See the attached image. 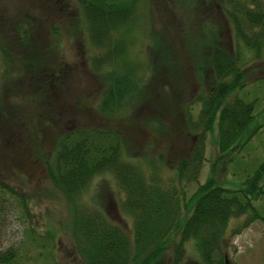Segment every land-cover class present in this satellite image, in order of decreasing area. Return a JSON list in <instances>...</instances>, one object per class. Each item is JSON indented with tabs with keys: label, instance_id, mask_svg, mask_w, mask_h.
Returning a JSON list of instances; mask_svg holds the SVG:
<instances>
[{
	"label": "rangeland",
	"instance_id": "1",
	"mask_svg": "<svg viewBox=\"0 0 264 264\" xmlns=\"http://www.w3.org/2000/svg\"><path fill=\"white\" fill-rule=\"evenodd\" d=\"M196 3L199 0H143L129 45L130 61L138 64L142 80L141 96L116 120L100 113L106 75L95 65L99 52L81 31L75 0H0V180L17 190L28 206L26 210L17 204L0 226V253L13 249L11 264H87L73 238L74 204L56 193L47 174L57 139L69 132L116 129L127 157L156 166L183 203L208 177L236 188L264 162V127L248 144L221 157L216 134L208 133L199 181L176 179L178 163L200 137L186 129L182 111L192 107L196 118L201 109L196 100L209 91V72L201 67L209 62L213 45L239 54L245 88L237 97L254 103L256 121L264 125V48L257 58L237 40L219 8L209 5L202 14ZM206 14L209 17L202 19ZM151 33L162 36L176 61L173 66H154ZM194 43L200 48L192 53L188 45ZM27 54L29 62L37 63L34 72L25 67ZM124 199L113 174L104 173L90 181L79 202L106 214L133 244L134 220L123 210ZM246 218L229 224L224 238L229 264H264V224L255 221L243 228ZM172 257L170 247L161 264H170ZM181 264H202L193 242L186 244Z\"/></svg>",
	"mask_w": 264,
	"mask_h": 264
},
{
	"label": "trees",
	"instance_id": "2",
	"mask_svg": "<svg viewBox=\"0 0 264 264\" xmlns=\"http://www.w3.org/2000/svg\"><path fill=\"white\" fill-rule=\"evenodd\" d=\"M190 1L195 0H182L184 4ZM75 2L83 23L81 31L87 33L93 50L99 52L95 65L104 68L106 75L107 86L101 98L100 113L107 119L117 120L141 96L142 80L138 75V64L130 61L129 45L139 26L143 0ZM199 2L196 8L201 9L202 14L209 5L219 8L221 15L226 16L234 27L237 40L260 57L264 48L263 0ZM208 17L206 14L202 19ZM151 35V52L157 57L154 66H173L176 61L169 54L162 36ZM21 38L25 40L26 36ZM188 46L192 53L200 48L197 43ZM26 58L27 72H34L37 63L29 62L28 54ZM240 62L239 54H232L222 44H215L209 62L202 65L201 68L206 67L209 72V91L196 100L201 103L196 118L192 107L182 111L186 129L200 137L189 155L176 167L179 183L199 181L208 133L216 134L221 157L248 144L263 129L264 125L256 121L254 103L237 97V93L245 88ZM55 147L54 156L46 163L47 174L56 193L74 204L73 238L87 264H161V256L170 247L173 256L170 264H181L189 242L194 243L202 264H225L223 242L231 220L246 216L243 228L255 221L264 224V205H257L264 201V162L236 188H228L215 177H208L183 203L176 195V188L167 187L156 166L133 163L127 157L116 129L72 131L58 138ZM104 173L113 174L125 194L122 207L134 220L133 244L126 232L106 214L79 202L90 181ZM17 204L28 209L17 190L0 180V226ZM13 259V249L0 253V264H11Z\"/></svg>",
	"mask_w": 264,
	"mask_h": 264
},
{
	"label": "water",
	"instance_id": "3",
	"mask_svg": "<svg viewBox=\"0 0 264 264\" xmlns=\"http://www.w3.org/2000/svg\"><path fill=\"white\" fill-rule=\"evenodd\" d=\"M225 241H224V244H223V249H224V259H225V264H229L230 260H229V256H228V253H227V250L225 248Z\"/></svg>",
	"mask_w": 264,
	"mask_h": 264
}]
</instances>
